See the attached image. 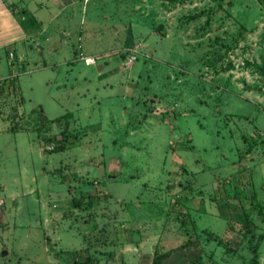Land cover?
Wrapping results in <instances>:
<instances>
[{"label": "rangeland", "instance_id": "374dc122", "mask_svg": "<svg viewBox=\"0 0 264 264\" xmlns=\"http://www.w3.org/2000/svg\"><path fill=\"white\" fill-rule=\"evenodd\" d=\"M10 1L0 264H264V0Z\"/></svg>", "mask_w": 264, "mask_h": 264}, {"label": "crops", "instance_id": "0c3cea01", "mask_svg": "<svg viewBox=\"0 0 264 264\" xmlns=\"http://www.w3.org/2000/svg\"><path fill=\"white\" fill-rule=\"evenodd\" d=\"M14 3L13 2H7V0L5 1V0H0V15H2V12L4 11V13H6V11L7 10H10V6L11 5H13ZM14 10H17L18 9V7L16 6V7H14L13 8ZM24 14L26 13V9L25 10H23L22 11ZM26 19V18H25ZM10 21V20H9ZM31 23H32V21H30ZM55 51H56V49H55ZM19 61H21V57H19L18 58V61H16V63H15V65H17L18 64V62ZM37 63V62H36ZM35 63V64H36ZM152 101H155L156 99L153 97L152 99H151ZM157 110H159V109H157ZM159 111H161V110H159ZM186 113H191V110L189 111V112H186ZM181 114V113H180ZM175 117H177V118H185L186 117V115H177L176 114V116ZM141 122H139V124H140ZM150 122H148L147 124H149ZM145 124V123H144ZM141 125V124H140ZM254 134V133H253ZM189 135V134H188ZM245 134L243 133L242 135H241V137H242V139L246 136H244ZM190 138H191V142H192V140H193V137L191 136V133H190ZM180 141H183V139H181L180 137L178 138ZM181 143V142H180ZM189 145H191V147H189V148H192V147H195V144H192V143H190ZM189 148L187 149H185V151H189ZM254 150V148L250 151V149L248 150V151H246L245 152V154H246V156H248L249 154H250V152H252ZM26 152V151H25ZM254 153L256 154L257 152L256 151H254ZM254 154V155H255ZM25 155V154H24ZM256 159H255V161H258L259 162V158L257 159V157H255ZM261 159V158H260ZM238 160H240L242 163L240 164V166H241V168H243L244 166H246L247 164H246V162H244L246 159L244 158V160H241V159H238ZM250 163H253V164H255V162L254 161H251ZM257 163V162H256ZM203 165H204V168H201V167H197V168H195V169H191L190 171H192V173H194V175H195V177H196V180H198L199 181V179H198V174L201 172V171H204V170H206V168H207V164L206 163H203ZM251 165V164H250ZM255 167V166H254ZM243 171H244V169H243ZM217 185H218V183H217ZM262 215L264 216V211L262 212ZM263 218V217H262ZM256 228H258V226L256 227Z\"/></svg>", "mask_w": 264, "mask_h": 264}, {"label": "water", "instance_id": "95a60500", "mask_svg": "<svg viewBox=\"0 0 264 264\" xmlns=\"http://www.w3.org/2000/svg\"><path fill=\"white\" fill-rule=\"evenodd\" d=\"M147 52H148V53H152V49H148ZM97 69H98V70H101V66H100V65H97ZM7 254H8V251H7L6 249H2V250L0 251V256H5V255H7Z\"/></svg>", "mask_w": 264, "mask_h": 264}, {"label": "built area", "instance_id": "2783aa9c", "mask_svg": "<svg viewBox=\"0 0 264 264\" xmlns=\"http://www.w3.org/2000/svg\"><path fill=\"white\" fill-rule=\"evenodd\" d=\"M133 59H135V56H130L129 60H133Z\"/></svg>", "mask_w": 264, "mask_h": 264}]
</instances>
